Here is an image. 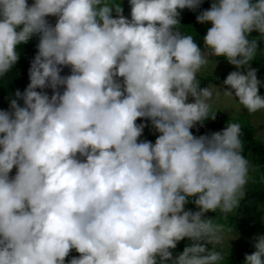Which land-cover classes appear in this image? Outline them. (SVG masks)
Returning a JSON list of instances; mask_svg holds the SVG:
<instances>
[{"label": "clouds", "instance_id": "clouds-1", "mask_svg": "<svg viewBox=\"0 0 264 264\" xmlns=\"http://www.w3.org/2000/svg\"><path fill=\"white\" fill-rule=\"evenodd\" d=\"M128 3L130 19L123 2L0 0V78L24 54L19 46L39 36L29 84L0 110V264H65L73 250L68 264L226 258L216 249L224 225L204 217L235 212L253 165L239 123L192 134L216 117L197 75L209 56L226 59L237 71L224 95L249 114L264 110L250 38L264 41V0H215L196 17L211 24L203 48L180 31V12L203 0ZM141 119L159 133L154 144L139 140ZM190 201L197 211L185 209ZM252 239L246 264H264V236Z\"/></svg>", "mask_w": 264, "mask_h": 264}, {"label": "trees", "instance_id": "trees-1", "mask_svg": "<svg viewBox=\"0 0 264 264\" xmlns=\"http://www.w3.org/2000/svg\"><path fill=\"white\" fill-rule=\"evenodd\" d=\"M111 3H121L123 2V15L130 19V5L128 0H110ZM109 1V2H110ZM215 0H203V3L199 8L195 10L184 9L180 12V31L183 34L191 35L193 39L203 48V37L206 36L207 30L211 27L210 23L200 24L197 22L196 17L200 15L203 11L210 9L211 4ZM31 5L32 0H28ZM49 23L53 26L55 25L56 18L48 17ZM250 38L258 39V46L260 44L259 33H251ZM37 45L29 44L22 48L19 46L18 50H24V54L20 56L19 61L14 65L11 72H9L3 78H0V110L8 111L9 109V97L14 96L17 90L21 93L26 89L29 84V68L34 56L37 54ZM264 63V57H254L251 62V67L257 70V79L261 82L259 87V95L264 97V78L259 74L264 75L262 71V66ZM261 70V71H260ZM233 71H237L234 67L225 73L212 74L206 77L198 78L201 87H211L222 84L226 79L227 75ZM243 72V70H240ZM260 71V72H259ZM70 74V68H63L61 75L67 76ZM246 74V73H245ZM227 87V86H226ZM49 96L52 95L51 89H45ZM62 92L63 89L61 88ZM21 106L22 101H19ZM244 109V108H243ZM246 110V109H244ZM145 124L146 127L143 130L142 135H147L149 133H157L151 125L149 120H137V124ZM220 119L215 118L214 120L208 119L204 122L203 126L197 124L191 131L194 136L208 135L213 133L221 132L226 128ZM154 130L155 132H152ZM241 141L243 143V155L250 160L255 158L260 162V168L256 176L257 187L251 188L246 191V195L240 202V206L233 215H228L229 219L234 225L238 227L241 235L244 237L240 242L237 251L234 254H225V260L221 264H246L245 255L253 254L256 249L253 246L254 236H264V143L257 137V129L250 123L241 125ZM157 137L148 136L146 141L155 143ZM16 174V169L14 168L10 173V177H14ZM186 210H191L193 212L197 211L195 205L190 201L186 206ZM205 219H214L215 223L218 219H223V214L217 210L216 213L209 212L205 215ZM187 240L180 241L177 244L176 249L173 251H182L187 246ZM219 250V249H218ZM220 251V250H219ZM79 254L73 250L70 252L69 256L66 258L65 264H68L73 257H77Z\"/></svg>", "mask_w": 264, "mask_h": 264}, {"label": "rangeland", "instance_id": "rangeland-1", "mask_svg": "<svg viewBox=\"0 0 264 264\" xmlns=\"http://www.w3.org/2000/svg\"><path fill=\"white\" fill-rule=\"evenodd\" d=\"M38 42H39V36H33L27 44H22L20 46L22 48H25V46L29 44H36ZM21 53H23V50L19 51V55ZM257 56L264 57V41H260L257 54L255 57ZM208 60H209L208 64L202 67V69L198 73L197 79L212 74L225 73L229 71L231 68L232 69L234 68V66L230 65L224 58H215L209 56ZM261 70L264 71V63ZM259 75L264 78L263 74H259ZM210 88L213 92L212 99L208 101V103L210 104V115L212 113H216L215 118H219L226 125H228L229 122L239 123L242 126L247 123H250L251 125L256 127L257 137L261 139V141L264 143V110H259L255 114H249L247 110H244L243 107L238 103L237 101L238 98L236 100L235 98L226 97L224 95L223 90H231V89L224 87L223 84ZM234 95L235 94L233 92V96ZM188 102H194L193 98L189 97ZM152 132L155 131L152 130ZM158 135L159 134L149 133L147 135H142L139 138V140L146 141V138H148V136L157 137ZM249 161L251 162L253 167L252 169H250V173H249L250 178L248 184L246 185L245 192L251 188L257 187L256 176L260 168V162L257 159L251 158ZM235 212L231 213L230 215H233ZM215 223L224 225V231L222 234L223 238L221 243L216 245V249L217 250L219 249L225 254H234L238 249L239 242L244 238L241 235L240 231L238 230V227L224 216L223 219L220 218ZM190 244L191 241L187 240V246H189ZM181 253L182 251H173V257L175 258ZM221 263H223V261H221L220 264ZM166 264H171V262L170 261L166 262Z\"/></svg>", "mask_w": 264, "mask_h": 264}]
</instances>
